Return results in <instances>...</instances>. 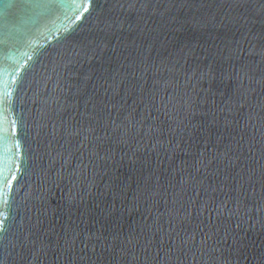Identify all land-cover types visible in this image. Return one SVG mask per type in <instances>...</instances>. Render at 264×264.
Masks as SVG:
<instances>
[{
  "label": "water",
  "instance_id": "water-1",
  "mask_svg": "<svg viewBox=\"0 0 264 264\" xmlns=\"http://www.w3.org/2000/svg\"><path fill=\"white\" fill-rule=\"evenodd\" d=\"M0 264H264V0H0Z\"/></svg>",
  "mask_w": 264,
  "mask_h": 264
}]
</instances>
